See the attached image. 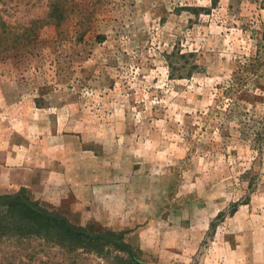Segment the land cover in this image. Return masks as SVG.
<instances>
[{"label": "rangeland", "instance_id": "374dc122", "mask_svg": "<svg viewBox=\"0 0 264 264\" xmlns=\"http://www.w3.org/2000/svg\"><path fill=\"white\" fill-rule=\"evenodd\" d=\"M53 1L0 0V198L115 233L144 264H264V150L200 124L253 93L264 112V0H58V27ZM177 50L189 78L168 77ZM234 79L241 100L217 98ZM127 258L0 239V264Z\"/></svg>", "mask_w": 264, "mask_h": 264}, {"label": "trees", "instance_id": "16d2710c", "mask_svg": "<svg viewBox=\"0 0 264 264\" xmlns=\"http://www.w3.org/2000/svg\"><path fill=\"white\" fill-rule=\"evenodd\" d=\"M219 0H211L212 5H216ZM62 2L54 0L50 3V10L46 14L47 24L60 26L66 19V11L63 9ZM180 11H186L191 15L198 16L199 11L203 10L200 7L184 6L179 8ZM0 22L1 12H0ZM261 40L264 42V28L261 33ZM194 53L173 51L166 55L165 60L168 67V77L170 79H185L189 78L198 71L199 65L195 61ZM236 80V81H235ZM243 82L234 79L230 83L218 87L220 90L217 98L224 97L228 100L237 102L241 100L243 91ZM222 100V99H221ZM259 102L258 93L252 94L251 100H246L249 107H238L230 104L223 111H216V121H207L204 118H209L210 114L200 113L199 117L204 120L202 131L206 135H212L216 131L224 140L225 146L231 143L236 133L237 140L248 144V146L260 154L264 150V112L257 110ZM235 106V107H233ZM233 131L234 133H231ZM209 137V136H208ZM210 148L213 145L209 140ZM249 172L243 175V178H248ZM247 187L250 190L254 189V178L248 181ZM36 207L35 204H32ZM44 214H48L44 210H40ZM15 239L16 241H25L31 238L43 240L46 243H51L62 248H67L69 251L75 249H87L96 253L103 252L104 248L116 247L119 251L128 254L127 264H144L135 257L129 246L123 243L121 236L115 233H97L81 228L68 227L64 219L56 217H48L30 209L19 197L13 198L11 201L0 204V239ZM14 264V263H8ZM18 264H24L21 261Z\"/></svg>", "mask_w": 264, "mask_h": 264}, {"label": "water", "instance_id": "95a60500", "mask_svg": "<svg viewBox=\"0 0 264 264\" xmlns=\"http://www.w3.org/2000/svg\"><path fill=\"white\" fill-rule=\"evenodd\" d=\"M18 196H19V197L23 200V202H24V203H25L30 209H32L33 211H36V212H38V213H40V214H42V215L48 216V217H56L55 215H52V214H44V213H43L42 211H40L38 208L34 207L29 201L25 200V199L23 198L22 195L18 194ZM13 198H15V196L0 198V204H4V203H6V202H9V201H11ZM59 219H62V218L59 217ZM65 223H66V225H67L68 227H71L70 224H69L67 221H65Z\"/></svg>", "mask_w": 264, "mask_h": 264}]
</instances>
